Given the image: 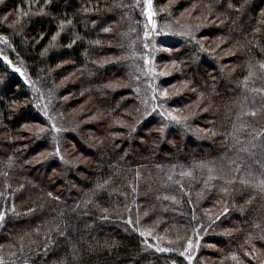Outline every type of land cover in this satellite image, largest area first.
Instances as JSON below:
<instances>
[{"label":"trees","instance_id":"16d2710c","mask_svg":"<svg viewBox=\"0 0 264 264\" xmlns=\"http://www.w3.org/2000/svg\"><path fill=\"white\" fill-rule=\"evenodd\" d=\"M165 1L152 0L155 15L156 3ZM231 2L232 9L229 0L181 3L210 8L213 22L204 38L210 47H222L231 56V65L223 69L222 61L200 62L199 46L190 45L176 59L175 76L161 80L170 94L163 103L180 110L182 119L187 117L189 136L171 126L161 132L164 121L159 125L154 117L142 121L132 93L119 89L123 85L118 82L119 65L107 58L133 32L125 0H50L47 4L38 0L31 11L43 8L47 15L24 17L19 24L17 10L29 11V0L0 4V35L11 39L18 63L38 77L31 80L21 70L14 71L15 60L0 52V210L10 211L14 205L20 213L10 215L0 228V258L5 264H184L177 253L148 251L139 234L123 222L128 204L136 200L164 229L179 236L193 230L194 215L203 223L209 221L202 219L198 204L199 209H220V203L228 200L230 210L212 226L215 234L202 238L203 254L231 264L235 253L264 248L260 239L264 237V193L238 180L225 183L234 174L228 167L230 160L239 157L244 173L252 165L254 175L246 178L253 181L261 174L256 161L264 163V93L253 91L264 89V71L259 68L264 63V0ZM242 4L243 10L237 12ZM7 12L3 23L1 14ZM61 23L66 26L56 47L50 48ZM28 83L54 97L56 111L65 113L64 129L79 135H63V143L61 138L63 162L41 154L45 145L29 130L39 118L31 106ZM173 84L177 86L169 89ZM72 107L78 109L66 115ZM242 111L257 115L237 120ZM234 125L246 126L235 133L236 138ZM239 147H248L249 152H238ZM208 167L223 168L224 173L213 175L226 177L209 180ZM185 171L192 176H182ZM49 192L59 199L50 198ZM29 208L35 212L24 215ZM37 227L39 234L34 231ZM26 232L32 235L24 236ZM45 234L52 242L46 253L38 248ZM20 236H24L22 254Z\"/></svg>","mask_w":264,"mask_h":264},{"label":"rangeland","instance_id":"374dc122","mask_svg":"<svg viewBox=\"0 0 264 264\" xmlns=\"http://www.w3.org/2000/svg\"><path fill=\"white\" fill-rule=\"evenodd\" d=\"M5 1V0H3ZM182 1L185 0H166L163 3H156V15H155V30H152V25H148L149 34L145 37V24L148 23L146 16L144 15L143 11V1L142 0H125V3L130 10L129 20L133 24V32L130 31L128 33V37L125 35V41L123 46H119L116 53L110 55L107 59H110L112 63H116L119 65L121 79L119 81H123V85L119 88L120 90L130 91L132 93L133 102L135 108H137L138 114L142 116V121L147 119L148 117H154L155 120H158L159 125L162 123L161 120L164 121V128L165 130L167 127H175L181 128L184 130V134L189 136L188 134V127L185 121L182 119L180 124H177L170 119H166L165 116L168 113L172 115L181 117V111L177 108H167L163 101L170 96H164L163 93L167 92V89L161 85V80L168 79L172 77L174 73V68L176 65V59L179 55L183 56L185 52L181 51V49H187L190 45H198L200 48V62L204 60H213L222 61L223 69H226L228 66L231 65V61L229 58L230 54H226L227 50L221 48H217L214 44L210 47L209 40L204 38L205 32L210 31V24L213 22V19L209 18L210 15V8L206 10L204 8H200L199 5H192V6H181ZM1 4V3H0ZM184 4H187L184 2ZM182 3V5H184ZM195 6V7H194ZM132 12L134 14L132 15ZM9 13H2L1 21L6 23L5 17H8ZM11 15V14H10ZM139 17V20L137 18ZM154 19V20H155ZM146 20V21H145ZM211 20V21H210ZM182 32H189V35H181ZM3 36V35H2ZM8 43H0V52L5 54L6 56H10L13 58L18 65V68L24 73V75L28 76L31 80L37 77V75H33L28 68L23 66L21 63H18V59H16L19 54L15 49L11 39L8 36H4ZM201 46H203V50H201ZM210 48V49H209ZM186 51V50H185ZM145 59L149 61V63L145 64ZM151 69V71H149ZM166 73V74H162ZM175 76V75H173ZM38 78V77H37ZM175 82V80H172ZM29 85V93L30 99L32 102V107L38 113V118L36 123L32 124V128L29 130L38 132L39 128H47L49 131L45 133L39 134V142L44 143L45 148L41 154L48 156L49 153L55 151L57 142L59 144L61 155L63 156V151L61 148V138L63 143V135H74L78 137L79 135L73 130H66L64 129L63 121L65 120L64 114L62 112H57L55 108V104L53 103L54 97L48 96L45 94V91L42 87L37 84ZM177 85L173 84L169 86V89L175 88ZM179 87V86H178ZM153 90H155L156 99H153ZM64 98H69V95H65ZM53 103V104H52ZM155 108V111H153ZM78 108H69L66 112V115H71L72 113L76 112ZM164 113L162 115L161 113ZM47 113V115L45 114ZM49 117L54 118V123L62 129L63 131L59 133H54L50 131L51 124L49 122ZM140 118V117H139ZM141 121V122H142ZM187 122V121H186ZM140 123V122H139ZM262 125V124H261ZM158 127V126H157ZM264 129V127H263ZM204 132H208L204 130ZM53 137L56 140H53ZM59 138V139H58ZM58 139V140H57ZM198 140V139H196ZM71 141V140H70ZM58 158L60 162L63 161L60 159L59 156H55ZM64 158V156H63ZM88 160V159H85ZM141 177H139L140 179ZM181 187V183H176ZM182 190L186 191L184 187L181 188ZM137 190L135 193L137 194ZM187 195L191 196V191L187 190ZM139 198V194L137 199ZM231 201V200H229ZM142 204L137 200L134 202H130L127 207V215L123 219L124 223L129 218L133 222L137 220L139 217V224L134 223V227L138 228L139 230H151L152 235L148 237H141V239L145 242V247L148 251L154 252L156 254H175L180 256L184 264H189L188 260H186L183 256L179 255L180 251H183L184 247L187 246V238H191L193 244L197 239H199V247H193L190 249V253L193 256L191 264H224L227 260L225 258H218L211 256H206L203 254L202 250L204 247L201 245L203 236L213 235L215 232L214 227L215 224L221 219L223 215L218 214L220 211L223 212L225 207L230 210V203L227 200V203H220V209H217V206H213L209 209H199V204L197 205V209L200 211L203 216H205L209 221L202 222L199 217L194 219L195 225L193 230L184 235H180L184 237V240H181L178 244H169V240H175L177 235L173 232L169 231L168 229H164V227L160 224L158 219L153 217L151 213L143 209ZM196 211V209H193ZM147 213V215H145ZM220 215L219 220H215V217ZM215 221V222H213ZM128 227L132 229L127 223H125ZM206 229V231H205ZM139 234V231H136ZM218 236V235H217ZM154 237H162L163 239H154ZM151 244L152 247H148ZM264 245V244H263ZM162 248H172L175 249L174 251L169 252H157L156 247ZM215 250H218V247H215ZM254 248L250 252L253 253ZM245 253V252H244ZM244 253L242 255L235 253L237 260H233L232 256H230L231 264H262L264 262V248L262 250H256L254 253V257L250 258L249 256H245ZM186 253L185 255H188ZM228 264V263H227Z\"/></svg>","mask_w":264,"mask_h":264},{"label":"snow or ice","instance_id":"6c2138e0","mask_svg":"<svg viewBox=\"0 0 264 264\" xmlns=\"http://www.w3.org/2000/svg\"><path fill=\"white\" fill-rule=\"evenodd\" d=\"M3 0H0V3H2ZM45 4L49 3L50 0H44ZM38 3V0H29V11H24V10H21V9H18L17 12H18V17H17V21L16 23L19 24L21 22V18H24V17H30L32 15H47V13L44 11L43 8L40 9L39 12H33L31 11V8L36 5ZM245 3H247V0H245ZM144 7H145V11H144V15L148 18V23L145 24V37L148 36L149 34V31H148V25L151 24L152 25V30H155V23L153 22L152 20V17L155 15V13L152 11V0H144ZM195 7V6H194ZM228 8L229 9H232L233 8V3L231 2V0H229V3H228ZM244 8V5L242 4L240 6V8H237L235 9L237 12L243 10ZM5 20H7V17H5ZM68 24H71L72 21H68L67 22ZM65 24L64 23H61L60 24V31H57L55 35H53L51 37V41L52 43L49 45L50 48H55L56 47V41L58 39V37L60 36L61 32L64 30L65 28ZM105 31H108V29H105ZM181 35H189L190 33L189 32H182L180 33ZM43 38V37H41ZM0 43H4V44H7L8 43V40L0 35ZM73 43H75V41H73ZM71 45H69L70 47ZM219 46V45H218ZM201 50H203V46H201ZM48 49H45V52H47ZM5 61L7 63H11L10 61H7V58L5 57L4 58ZM149 63V61L147 59H145V64L147 65ZM259 68L261 69V71H264V63H260L259 64ZM14 71H17L19 72L20 69H14ZM149 71H151V69H149ZM162 74H166V73H162ZM254 73L252 72L251 70V66L249 67V77L253 76ZM27 83V81H25ZM245 84H247V79L245 81ZM254 92H257V93H264V89H259V88H255L253 89ZM154 94H153V99H156V95H155V90H153ZM164 96H167L168 93L167 92H164L163 93ZM207 110V109H205ZM153 111H155V108H153ZM47 115V113H45ZM162 115H164V113L162 112L161 113ZM257 115V113L255 111H251V112H241L237 115V120H240L243 116H252V117H255ZM166 119H170L171 121L177 123V124H180L182 122V118L181 117H178V116H175V115H172L171 113H168L166 116H165ZM183 120H187V117H184ZM54 121V118L52 117H49V122L51 124V128H50V131L51 132H54V133H59L61 131H63L64 129L58 127L56 125V123L53 122ZM27 127V126H26ZM245 125H241L240 128H235V125H234V133H232V135L235 137V133L236 132H240V131H244L245 130ZM133 131H135V128L132 129ZM49 131V129L47 128H39L38 129V132L37 133H34V135H39L41 133H45ZM161 132L163 131V129L160 130ZM213 135H215L216 133H212ZM258 138V136H253V140H256ZM53 140L55 141L56 138L53 137ZM237 144H240V141L239 139L237 138ZM251 148L255 149L256 148V144L255 143H252L251 144ZM238 152H249V148L248 147H239L237 149ZM251 154V153H250ZM49 156H59L60 159L63 161V156L61 155V150H60V147H59V144L57 142V145H56V148H55V151L52 152V153H49ZM258 167L261 169V174L258 178L255 179V181H253L252 179H247L246 177H253L254 173L253 171H251V167L252 165H248L247 167L249 168V170L244 173V169H245V165H244V162H242L240 160L239 157H237L236 159L234 160H230L229 163H228V167L229 169L234 173L232 175L231 178H225L226 177V174L225 176H216V175H213L214 172H219V173H224V169L221 168L219 170L215 169L214 167H208L207 168V171L209 173V180H212V179H217V178H225V183L226 184H234L238 182L241 184V185H245L247 187H251L253 188L254 190H257L259 191L260 193H264V163H261L260 161H256ZM200 167H204V165H200ZM240 173H244V175H236V174H240ZM182 176H192V172L191 171H185V172H182L181 173ZM169 180L172 179L171 176L168 177ZM105 183H108V181H105ZM205 184H207V181H205ZM99 187H103V185H100ZM23 188V185H21V189ZM224 192H228V189L227 188H224L223 189ZM48 196L52 199H56L58 200L59 197L58 196H53V194L51 192L48 193ZM165 199H168V197H165ZM251 201H249L250 203ZM35 212V209L34 208H29L28 211L26 213H24V215H29L31 213H34ZM228 212V208L225 207L223 209V212L220 213V215H223L224 213H227ZM10 215H15V216H19L20 213H18L16 211V208L15 206L13 205V207L11 208V210H0V228H3L5 226V222L6 220L9 218ZM145 215H147V213H145ZM220 215H217L215 217V220H219L220 219ZM104 219H108L107 216L104 217ZM193 219H196L195 215L193 216ZM139 217L137 218V220L135 222H133L131 220V218H129L127 221H125V223H127L129 226L132 227V230L133 231H139V235L141 237H148V236H151L152 235V231L151 230H147V231H144V230H139L138 228L134 227V223L135 224H139ZM215 222V221H213ZM58 230V229H57ZM36 232V234H39V227H37V229L34 230ZM206 231V229H205ZM63 235V233H61ZM32 233L31 232H26L24 234V236H31ZM24 236H20L19 237V240L18 242L20 243L21 247H20V253L22 254L24 252ZM154 239H163L162 237H154ZM185 238L182 237V236H179L177 235L176 239L175 240H169L168 243L169 244H178L180 243L181 240H184ZM260 239H264V237H260ZM147 241L145 240V243ZM30 243H34V241H30ZM51 238H50V235L49 234H45V238H44V241L42 243V245H38V248L39 247H43L45 253L49 250V245L51 244ZM199 239L196 240L195 242V245L193 244V241L192 239L189 237L187 238V246L184 247L183 251H180L179 252V255L183 256L186 260H188L189 264H191L192 262V259H193V256L192 254L190 253V249H192L194 246L195 247H199ZM2 247V246H0ZM148 247H152L151 244L148 245ZM175 249H172V248H162V247H159L157 246L156 247V251L157 252H169V251H174ZM186 253H189L188 255H185ZM254 253H255V249L253 250V253L250 254L248 252H245L244 255L245 256H249L250 258H253L254 257ZM12 255H16L15 253H12ZM232 259L233 260H237V257L235 255L232 256ZM0 264H5V261L0 258ZM61 264H63V262H61ZM240 264H243V262H240ZM262 264H264V262H262Z\"/></svg>","mask_w":264,"mask_h":264}]
</instances>
